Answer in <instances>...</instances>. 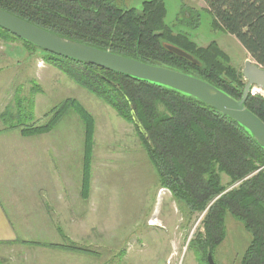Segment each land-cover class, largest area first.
<instances>
[{
  "label": "trees",
  "instance_id": "16d2710c",
  "mask_svg": "<svg viewBox=\"0 0 264 264\" xmlns=\"http://www.w3.org/2000/svg\"><path fill=\"white\" fill-rule=\"evenodd\" d=\"M120 1L0 0V9L65 39L197 78L234 100L241 98L245 85L241 71L230 65L215 42L202 48L184 35L173 34L164 24L162 0L144 2L141 10L122 9ZM204 2L214 26L233 36L247 56L264 69V0ZM0 39L39 49L1 28ZM168 45L195 62L167 51ZM43 52L46 63L135 128L161 188L183 203L189 213L203 214L202 231L188 243V248H196L200 264H207V253L213 257L224 241L227 214L250 234L240 264H264V148L249 131L202 101L169 87ZM244 106L264 123L263 96L249 95ZM69 109L84 125L82 189L86 195L94 120L77 100H65L43 125L6 126V111L1 119L8 129L34 136L49 133ZM222 175L228 179L226 185ZM35 245L89 253L74 243Z\"/></svg>",
  "mask_w": 264,
  "mask_h": 264
},
{
  "label": "rangeland",
  "instance_id": "374dc122",
  "mask_svg": "<svg viewBox=\"0 0 264 264\" xmlns=\"http://www.w3.org/2000/svg\"><path fill=\"white\" fill-rule=\"evenodd\" d=\"M147 1L152 0H121L118 6L141 10ZM162 1L164 24L173 34L184 35L202 48L215 42L238 71L245 61H252L233 36L214 26L204 0ZM45 55L21 41L0 39V114L9 113L6 126L43 125L52 110L67 99H75L93 117L86 195L82 189V121L69 109L49 133V139L57 141L55 144L66 146L63 148L67 153L59 155L64 170L72 177L74 223L69 239L60 241L74 243L89 253L16 243L0 247V264H200L196 248H188V243L202 231L203 214L189 213L183 203L161 188L135 128L61 70L46 63ZM253 92L264 97L257 89ZM221 178L226 185V176ZM39 200L48 210L49 198ZM43 226L46 236L38 241L44 245L58 241H51L50 222H43ZM225 230L224 241L213 251L214 263L240 264L250 234L229 214Z\"/></svg>",
  "mask_w": 264,
  "mask_h": 264
},
{
  "label": "crops",
  "instance_id": "0c3cea01",
  "mask_svg": "<svg viewBox=\"0 0 264 264\" xmlns=\"http://www.w3.org/2000/svg\"><path fill=\"white\" fill-rule=\"evenodd\" d=\"M1 115L0 247L43 244L38 239L46 236L43 222L47 221L52 226L51 241L58 239L50 244L61 245L71 236L75 215L70 198L72 177L59 155L67 153L66 146L49 139L50 132L24 136L18 129H8ZM42 197L49 198L48 210L39 200Z\"/></svg>",
  "mask_w": 264,
  "mask_h": 264
},
{
  "label": "water",
  "instance_id": "95a60500",
  "mask_svg": "<svg viewBox=\"0 0 264 264\" xmlns=\"http://www.w3.org/2000/svg\"><path fill=\"white\" fill-rule=\"evenodd\" d=\"M0 28L47 53L149 81L194 97L244 127L251 133L256 143L264 148V123L244 106L248 96H252L253 89L264 93V69L253 61L247 60L243 65L241 75L245 85L241 98L234 100L197 78L65 39L1 9ZM165 48L178 57L195 62L190 55L178 48L169 45ZM135 123L143 132L141 126ZM206 260L207 264H215L210 252L207 253Z\"/></svg>",
  "mask_w": 264,
  "mask_h": 264
},
{
  "label": "built area",
  "instance_id": "2783aa9c",
  "mask_svg": "<svg viewBox=\"0 0 264 264\" xmlns=\"http://www.w3.org/2000/svg\"><path fill=\"white\" fill-rule=\"evenodd\" d=\"M255 95V94H252V96Z\"/></svg>",
  "mask_w": 264,
  "mask_h": 264
}]
</instances>
